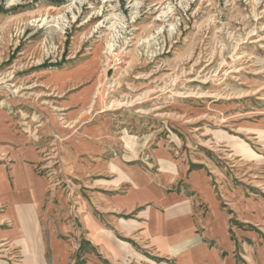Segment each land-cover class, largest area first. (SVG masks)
I'll list each match as a JSON object with an SVG mask.
<instances>
[{"label": "rangeland", "instance_id": "rangeland-1", "mask_svg": "<svg viewBox=\"0 0 264 264\" xmlns=\"http://www.w3.org/2000/svg\"><path fill=\"white\" fill-rule=\"evenodd\" d=\"M263 127L264 0H0V165L31 150L65 213L169 167L260 199Z\"/></svg>", "mask_w": 264, "mask_h": 264}, {"label": "crops", "instance_id": "crops-1", "mask_svg": "<svg viewBox=\"0 0 264 264\" xmlns=\"http://www.w3.org/2000/svg\"><path fill=\"white\" fill-rule=\"evenodd\" d=\"M257 148L264 190L263 136ZM10 159L0 165V264H264V197L237 203L208 173H109L97 218L87 203L63 212L31 150ZM80 232L90 249L78 255Z\"/></svg>", "mask_w": 264, "mask_h": 264}]
</instances>
